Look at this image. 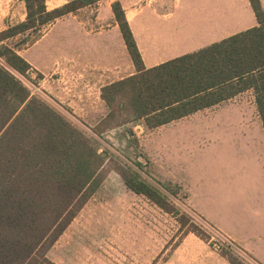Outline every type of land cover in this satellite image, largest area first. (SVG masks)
<instances>
[{
    "label": "trees",
    "instance_id": "obj_1",
    "mask_svg": "<svg viewBox=\"0 0 264 264\" xmlns=\"http://www.w3.org/2000/svg\"><path fill=\"white\" fill-rule=\"evenodd\" d=\"M99 1L66 0L49 10L47 0H23L25 20L0 31V59L5 64L0 65V264H53L47 252L99 188L104 163L87 137L53 108L29 98L10 70L24 74L30 66L6 42L38 34L56 19ZM249 2L261 24L249 32L257 39L232 41L247 32L145 69L125 12L114 1V20L136 74L102 89L101 98L110 109L106 119L115 117L114 103L126 99L133 120L157 128L208 105L205 92L252 76L264 126V15L259 0ZM120 175L129 189L169 210L158 190L125 171Z\"/></svg>",
    "mask_w": 264,
    "mask_h": 264
},
{
    "label": "crops",
    "instance_id": "obj_2",
    "mask_svg": "<svg viewBox=\"0 0 264 264\" xmlns=\"http://www.w3.org/2000/svg\"><path fill=\"white\" fill-rule=\"evenodd\" d=\"M114 1L101 0L68 14L77 20L70 37L61 38L60 32L40 47L46 39L41 35L24 49V60L43 76L42 88L72 107L77 104L75 112L90 118L105 112V86L136 74L114 20ZM118 1L145 69L261 26L249 0ZM259 2L264 15V0ZM85 10L93 16L83 15ZM255 34L232 41H253ZM251 77L205 92L208 105L153 129L152 135L168 129L184 144H215H203L208 156L198 157V168L191 167L179 183L195 211L251 261L264 264V126Z\"/></svg>",
    "mask_w": 264,
    "mask_h": 264
},
{
    "label": "rangeland",
    "instance_id": "obj_3",
    "mask_svg": "<svg viewBox=\"0 0 264 264\" xmlns=\"http://www.w3.org/2000/svg\"><path fill=\"white\" fill-rule=\"evenodd\" d=\"M64 3L66 0H47L46 6L51 10ZM81 13L89 18L93 16L88 10ZM65 16L44 26L38 34L19 35L6 43L24 59V49L41 35L46 39L40 47L48 45L60 32L61 38L70 37L77 20L73 15ZM61 19L65 20L60 22ZM24 20L23 0H0V31ZM0 65L5 66L2 59ZM10 72L27 89L29 98H37L53 108L89 139L104 160L103 181L47 252L51 263L231 264L230 259L236 264H255L239 247L226 244L229 239L193 209L185 188L179 183L191 167H197L198 157L208 156L201 148L203 144H215H184L175 139L176 131L168 129L152 135L156 128H150L142 119L133 120L126 99L114 103L115 117L111 119H106L110 111L106 104L104 114L97 112L94 118L78 114L77 104L72 107L42 88L43 76L31 66L24 74ZM121 171L158 190L167 200L169 210L129 189Z\"/></svg>",
    "mask_w": 264,
    "mask_h": 264
},
{
    "label": "built area",
    "instance_id": "obj_4",
    "mask_svg": "<svg viewBox=\"0 0 264 264\" xmlns=\"http://www.w3.org/2000/svg\"><path fill=\"white\" fill-rule=\"evenodd\" d=\"M226 240V239H225ZM226 244H231L232 245V242L231 241H229V240H226Z\"/></svg>",
    "mask_w": 264,
    "mask_h": 264
}]
</instances>
